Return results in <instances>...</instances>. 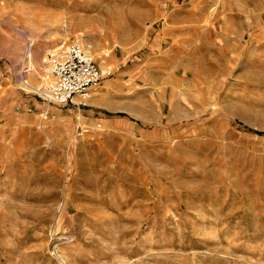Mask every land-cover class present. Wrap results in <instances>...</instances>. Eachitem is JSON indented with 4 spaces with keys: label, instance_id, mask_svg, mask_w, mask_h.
<instances>
[{
    "label": "rangeland",
    "instance_id": "obj_1",
    "mask_svg": "<svg viewBox=\"0 0 264 264\" xmlns=\"http://www.w3.org/2000/svg\"><path fill=\"white\" fill-rule=\"evenodd\" d=\"M70 42L126 123L40 116ZM0 264H264V0H0Z\"/></svg>",
    "mask_w": 264,
    "mask_h": 264
},
{
    "label": "built area",
    "instance_id": "obj_2",
    "mask_svg": "<svg viewBox=\"0 0 264 264\" xmlns=\"http://www.w3.org/2000/svg\"><path fill=\"white\" fill-rule=\"evenodd\" d=\"M45 68L49 71L53 82L47 86L40 98L47 103L64 105L73 102L74 97L85 99L89 91L97 87L103 74L79 42H70L50 48L43 58ZM31 71L27 64L19 72ZM26 83L25 80H23Z\"/></svg>",
    "mask_w": 264,
    "mask_h": 264
},
{
    "label": "crops",
    "instance_id": "obj_3",
    "mask_svg": "<svg viewBox=\"0 0 264 264\" xmlns=\"http://www.w3.org/2000/svg\"><path fill=\"white\" fill-rule=\"evenodd\" d=\"M17 42V41H16ZM24 42H22L21 44H18V47L20 48H24ZM28 48L25 49L24 51L21 50V54H23V56L20 58H14V60H12V62L10 63V68L13 69V71H17V73L19 74L21 68H24L27 64L30 66V68L32 69L33 67L30 65L29 60H31L32 57V52H28ZM36 57L38 58L39 52L35 53ZM35 57V58H36ZM37 60V59H36ZM144 63V61H143ZM30 71H28L26 73V75L29 73ZM104 76L102 77L100 84L95 87L92 88L91 90V95L89 98V102L87 104V107L85 108H80V107H76V116H79L86 125L89 126H102L104 124H110V123H126L124 121H118L116 119L114 120H107L106 119V113L107 111H113L115 112L116 115L118 116H125V114L120 110L117 109L116 107L113 106L114 103L109 102V100L107 98H112L111 96L114 95L115 92H113L110 89V82H104V84H101L103 81ZM30 86V85H29ZM31 87V86H30ZM22 90H24L23 88H21ZM26 91V90H24ZM40 101L42 102V108L40 109V116L42 118H46L47 116V106L50 104L53 105H57V106H65L68 104H72L73 102L64 104V105H58V104H54V103H47L45 102L43 99L40 98ZM79 101V100H78ZM76 105H78L76 103ZM109 113V112H108ZM82 129V127H80Z\"/></svg>",
    "mask_w": 264,
    "mask_h": 264
}]
</instances>
